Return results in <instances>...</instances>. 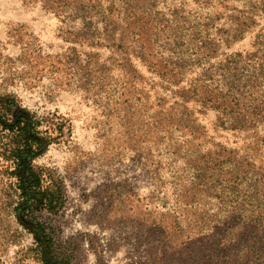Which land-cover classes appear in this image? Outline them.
I'll list each match as a JSON object with an SVG mask.
<instances>
[{"label":"trees","instance_id":"obj_1","mask_svg":"<svg viewBox=\"0 0 264 264\" xmlns=\"http://www.w3.org/2000/svg\"><path fill=\"white\" fill-rule=\"evenodd\" d=\"M21 1L52 14L68 46L46 53L14 28L24 68L12 84L81 93L102 116L101 159L129 157L150 179L145 194L104 184L95 223L144 246L138 264H264V0ZM71 136L58 110L0 91V214L33 235L43 264L79 250L42 219L64 210L66 187L36 163Z\"/></svg>","mask_w":264,"mask_h":264},{"label":"rangeland","instance_id":"obj_2","mask_svg":"<svg viewBox=\"0 0 264 264\" xmlns=\"http://www.w3.org/2000/svg\"><path fill=\"white\" fill-rule=\"evenodd\" d=\"M60 23L40 6L26 5L21 0H0V91L18 95L22 105L40 115L49 112L69 117L72 136L68 143H53L36 159V163L56 170L66 187V204L59 214H44L43 220L57 227L59 235L79 243L74 264H138L146 258L144 246L134 250V241L120 239L115 230L96 224L100 206L98 193L109 182L128 180L140 194L151 188L150 179L129 157L113 160L101 159L102 140L97 137V120L102 116L81 93L57 89L51 92V81L27 89L17 79L24 66L13 64L20 55L19 46L11 40L12 30L23 26L32 33L46 53H59L67 46ZM50 92L51 98L47 96ZM108 159V158H107ZM7 182L0 179V190ZM98 206V207H97ZM33 235L17 223L12 213L0 214V264H43L34 257ZM165 264L163 257L157 258ZM150 264V263H149Z\"/></svg>","mask_w":264,"mask_h":264}]
</instances>
